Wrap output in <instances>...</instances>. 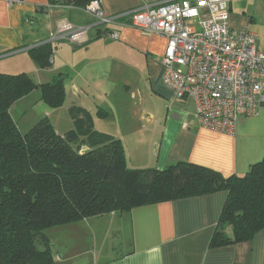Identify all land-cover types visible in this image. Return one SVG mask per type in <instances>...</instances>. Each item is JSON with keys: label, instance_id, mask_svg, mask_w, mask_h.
<instances>
[{"label": "crops", "instance_id": "1", "mask_svg": "<svg viewBox=\"0 0 264 264\" xmlns=\"http://www.w3.org/2000/svg\"><path fill=\"white\" fill-rule=\"evenodd\" d=\"M88 1H99L110 17L166 0ZM83 7L74 0H0V73L35 76L37 82L31 79L37 85L61 76L65 87L62 106L41 107L44 114L38 119L24 122L21 117L16 122L11 106L18 128L28 131L46 118L63 136L73 129L70 109L80 108L90 113L94 131L122 143L128 169L164 170L182 162L226 178L245 175L263 159L264 105L256 116L240 117L233 134L202 127L193 100L176 98L162 84L161 61L167 47L163 36L117 24L95 26L83 45L57 41L50 66L40 69L29 49L45 44L60 23L93 25ZM228 10L229 28L254 33L264 53L261 0L234 1ZM115 33L118 38L111 39ZM138 84L149 95L150 109L133 112L130 87ZM33 91L14 104L30 98ZM98 110L106 117H98ZM225 198V193L217 192L113 212L47 229L44 237L52 258L56 256L54 264H76L82 255L89 256L86 264H264V231L247 242L212 246ZM226 233L230 236L231 230Z\"/></svg>", "mask_w": 264, "mask_h": 264}, {"label": "trees", "instance_id": "2", "mask_svg": "<svg viewBox=\"0 0 264 264\" xmlns=\"http://www.w3.org/2000/svg\"><path fill=\"white\" fill-rule=\"evenodd\" d=\"M74 2L83 7L90 1ZM53 50L45 43L29 54L44 69ZM36 88L48 108L64 103L61 76L37 85L24 73H0V264H54L44 237L50 228L217 192L226 198L212 246L247 242L264 231V157L245 175L226 178L182 162L164 170L128 169L122 143L94 131L84 109H70L73 129L63 136L46 118L21 133L10 108ZM96 114L107 115L101 110Z\"/></svg>", "mask_w": 264, "mask_h": 264}, {"label": "built area", "instance_id": "3", "mask_svg": "<svg viewBox=\"0 0 264 264\" xmlns=\"http://www.w3.org/2000/svg\"><path fill=\"white\" fill-rule=\"evenodd\" d=\"M234 1L239 0H166L110 17L99 1H91L81 11L93 25L60 23L46 43L53 47L65 39L83 45L95 26L114 24L163 36L164 87L178 99L193 100L202 127L233 134L240 117L256 116L264 105V53L254 33L229 28L228 6Z\"/></svg>", "mask_w": 264, "mask_h": 264}, {"label": "rangeland", "instance_id": "4", "mask_svg": "<svg viewBox=\"0 0 264 264\" xmlns=\"http://www.w3.org/2000/svg\"><path fill=\"white\" fill-rule=\"evenodd\" d=\"M261 2H262V5L264 6V0H261ZM263 12H264V10H263ZM53 54H54V52H53ZM33 77H35V76H33ZM33 77H31V78L33 80H35ZM130 90H131V93L129 94V96L131 97V101H130L129 109H131L133 112L134 111L139 112L143 108L150 109V107L147 104L148 103L147 100L149 99V95L147 93H145V94L142 93L145 91V90H143V86H141L139 84L138 85H131ZM34 91H33V94H31L30 98H28L27 100H24V102H20V103L18 102L17 104L12 105L13 106L12 107V116L14 117L16 122H18L17 120H20L21 117L23 118V121L25 122L27 119H30V118L35 119V117H36L38 119L39 116H41V114H44V109H42L41 107L46 106V104L42 100H40V101L38 100L37 103L35 101L36 99H40V90H39V88H36ZM127 100H129V97L127 98ZM139 125L144 126V127L146 126V124L143 122H139ZM18 129L23 133L27 132L20 125H19ZM36 245L39 248L40 243L37 242ZM55 257L56 256L54 255L52 258L54 263L56 262ZM88 259H89V256L82 255L81 257H79V259H77L78 262H76V264H80V261L82 262V264H86L85 262H87Z\"/></svg>", "mask_w": 264, "mask_h": 264}, {"label": "water", "instance_id": "5", "mask_svg": "<svg viewBox=\"0 0 264 264\" xmlns=\"http://www.w3.org/2000/svg\"><path fill=\"white\" fill-rule=\"evenodd\" d=\"M78 1H83V0H78Z\"/></svg>", "mask_w": 264, "mask_h": 264}]
</instances>
